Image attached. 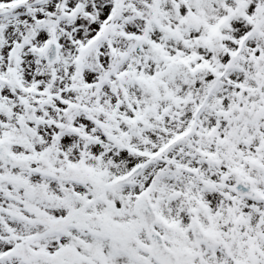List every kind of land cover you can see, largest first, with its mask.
<instances>
[{
    "label": "snow or ice",
    "instance_id": "snow-or-ice-1",
    "mask_svg": "<svg viewBox=\"0 0 264 264\" xmlns=\"http://www.w3.org/2000/svg\"><path fill=\"white\" fill-rule=\"evenodd\" d=\"M0 264H264V0H0Z\"/></svg>",
    "mask_w": 264,
    "mask_h": 264
}]
</instances>
